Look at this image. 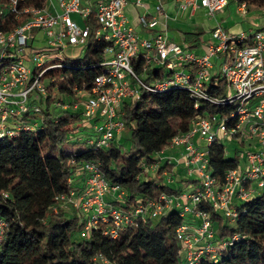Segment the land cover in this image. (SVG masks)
<instances>
[{
	"label": "built area",
	"instance_id": "built-area-1",
	"mask_svg": "<svg viewBox=\"0 0 264 264\" xmlns=\"http://www.w3.org/2000/svg\"><path fill=\"white\" fill-rule=\"evenodd\" d=\"M22 1L0 2V21L10 18L19 22L11 30H0V138L14 136L15 128L19 129L16 122L24 125L25 131L35 129L37 122L30 117L25 120V115L40 113L37 101L47 96L56 79L47 78L46 74L68 64L64 58L69 55L68 50L75 51L73 56L83 55L89 39L104 44L103 58L97 65L99 73L89 86L72 87L69 103L55 100L52 105L79 114L81 125L91 130L90 137H84L86 143L95 150L108 148L113 140H119L125 131V105L138 101L144 92L178 88L186 90L195 101L237 104L236 111L227 118L211 115L193 119L189 130L172 138L165 148L180 150L189 192L138 199L133 211L126 212L117 205L123 201L124 191L109 185L96 163L70 160L72 174L67 182L73 185L76 181L80 189L56 197L59 207L54 208L55 212L76 211L82 239L100 224H106L103 234L114 239L137 220L145 222L172 208L179 209L180 216L193 223L182 224L176 230L182 259L187 264H198L203 257H209L216 263L228 242L216 240L207 214L197 206L206 201L223 218L234 220L238 217L236 206L264 190V25L232 33L217 24L196 51L188 43L168 37L169 22L199 9L212 18L230 1L238 2L237 11L246 15L245 3L47 0L45 7L34 8L20 7ZM167 3L173 6L172 11L165 9ZM128 7L136 12V26L128 19ZM261 12L264 14V10ZM35 42L40 45L34 46ZM27 63L33 65V70ZM213 77L224 81L225 97L221 101L206 91ZM232 119L235 123L228 128ZM195 139L199 141L196 143ZM225 140L245 150L234 148L237 167L226 173L224 185L218 188L208 171L207 148L216 141L224 144ZM155 157L157 161L144 172L153 175L159 166H171L170 171L160 172L170 186L179 174V160L171 156L158 158V154ZM5 230L6 223L0 218V246Z\"/></svg>",
	"mask_w": 264,
	"mask_h": 264
},
{
	"label": "trees",
	"instance_id": "trees-1",
	"mask_svg": "<svg viewBox=\"0 0 264 264\" xmlns=\"http://www.w3.org/2000/svg\"><path fill=\"white\" fill-rule=\"evenodd\" d=\"M240 2L245 3L247 11L264 10V0ZM46 3L47 0H23L20 7L43 8ZM17 24L5 18L0 21V30H11ZM184 41L200 44L199 35L193 33L184 34ZM103 49V43L89 39L81 58L49 71L45 77L56 79L47 96L37 101L40 113L25 115L37 122L35 129L25 131L24 125L16 122L19 129L15 128V135L0 138V218L6 223L0 264H187L182 259L176 230L182 224L193 223L181 217L179 209L172 208L145 222L137 220L114 239L103 234L106 224L98 225L82 239L77 213L68 215L60 209L55 212L54 208L59 207L56 197L69 195L74 189L67 182L72 174L70 160L96 163L104 180L124 191V199L117 205L126 212L133 211L138 199H157L161 194L177 196L183 191L171 188L160 176L163 169L170 171L171 166L163 164L153 175L144 170L157 161L155 156L169 146L172 138L189 130L193 119L211 115L227 118L236 111L237 104L195 101L186 90L178 88L144 92L138 101L124 107L122 119L125 130L130 132L129 147L124 149L119 140H113L108 148L95 150L79 134L85 129L79 114L52 103H69L72 87L89 86L99 73L97 65L102 61ZM206 91L221 101L225 97L223 79L213 77ZM234 123L232 119L227 127ZM66 144H79L80 150H57ZM207 153L208 171L221 188L226 173L237 167V155L235 151L230 154L220 141L209 145ZM188 185L189 181H185ZM236 208L238 217L230 220L216 213L206 201L197 206L207 214L216 240L228 242L216 263L203 257L198 264H264V190Z\"/></svg>",
	"mask_w": 264,
	"mask_h": 264
},
{
	"label": "rangeland",
	"instance_id": "rangeland-1",
	"mask_svg": "<svg viewBox=\"0 0 264 264\" xmlns=\"http://www.w3.org/2000/svg\"><path fill=\"white\" fill-rule=\"evenodd\" d=\"M239 3L238 2H229V5L227 7V11H225V17L223 18V20L221 21L220 26L225 29V30H235V29H239L240 32H247L249 29L251 28H255L257 26L262 25V22H264V14H262L261 11H247L246 15H242L241 13H239L237 11ZM129 16L130 19L132 21V23H134V13L133 12H129ZM185 20V23H183V21ZM181 20V17H178L177 20L175 22H169L168 26H169V31L167 32L168 37L171 40H175L176 41V33H177V29L185 31L186 29L190 28V25L193 21L192 19H184ZM40 36V35H38ZM203 42H206L209 39V35L207 33L204 34L203 36ZM40 44H37L36 42L34 43V46H39ZM67 52H69V55H64V58L67 62H73L75 60H78L79 58L82 57V55H77V56H73L75 54V51L73 50H68ZM30 66V69L33 70V65L30 63H27ZM215 69L218 71V66H215ZM216 71V72H217ZM80 125H78L79 127ZM80 136H84V137H90L91 135V130L86 128V129H82V131L79 133ZM119 144H121L123 146L124 149H127L129 147L130 144V132L128 130H125L119 137ZM224 145L226 146V150H228V152L231 154L234 151V148L236 147L239 151H243L245 150V147L239 146L233 142H230L228 140L224 141ZM70 150L73 152L79 151L80 150V145L79 144H66L63 145L59 148H57V150ZM177 179H179L180 181H186L187 178L186 176L182 173L179 172ZM173 188V187H172ZM189 191V190H188ZM61 210V209H60ZM60 210H57V212H59ZM64 211L65 213H67L68 215L71 214L72 210L66 209V210H61ZM76 214V211H73Z\"/></svg>",
	"mask_w": 264,
	"mask_h": 264
},
{
	"label": "crops",
	"instance_id": "crops-1",
	"mask_svg": "<svg viewBox=\"0 0 264 264\" xmlns=\"http://www.w3.org/2000/svg\"><path fill=\"white\" fill-rule=\"evenodd\" d=\"M233 2V1H232ZM234 3V2H233ZM229 5V4H228ZM228 5L220 12L217 13L214 17L210 18L207 17L204 13V11L202 9L197 10L195 13L191 14V12H185L184 14H182L181 16V20L184 19H192L193 21L190 25V28L186 29L185 31L179 30L177 29V33H176V41L179 42H185L184 41V34L186 33H193V35H199V42L200 44L204 41L203 36L205 33H207L211 28H213L215 25L217 24H221V21L223 20V18L225 17V11H227V7ZM165 9H167L168 11H172L173 6L170 4H166L164 5ZM129 12H133L134 13V23H132L130 16H129ZM126 14L128 16V19L130 21V23L132 25L136 26V12L133 8L128 7L126 10ZM183 23H185V20L183 21ZM262 25H264V22H262ZM229 32L232 33H238L240 32L239 29H235V30H228ZM175 41V40H174ZM199 44V46H200ZM190 47L195 49L196 51H199V46H195L196 44L193 43H189ZM199 140L195 139V142L197 143ZM165 156H171L174 159L179 160V165L177 166V172H182L184 163L181 160V152L179 149H164L162 152H160L158 154V158L159 157H165ZM163 164V163H161ZM171 188L173 187V189H178V190H182L183 192H189L190 189L189 187L185 186V181H180L179 179H177L173 184L170 185ZM74 189H80V186L78 185V183L75 181L73 184ZM189 190V191H188ZM191 225V224H190Z\"/></svg>",
	"mask_w": 264,
	"mask_h": 264
}]
</instances>
